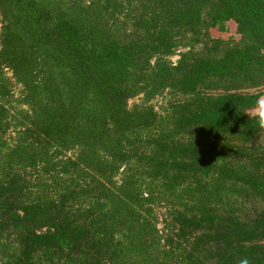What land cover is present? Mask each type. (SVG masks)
Returning a JSON list of instances; mask_svg holds the SVG:
<instances>
[{
	"label": "trees",
	"instance_id": "trees-1",
	"mask_svg": "<svg viewBox=\"0 0 264 264\" xmlns=\"http://www.w3.org/2000/svg\"><path fill=\"white\" fill-rule=\"evenodd\" d=\"M263 95L264 0H0V264H264Z\"/></svg>",
	"mask_w": 264,
	"mask_h": 264
},
{
	"label": "rangeland",
	"instance_id": "rangeland-1",
	"mask_svg": "<svg viewBox=\"0 0 264 264\" xmlns=\"http://www.w3.org/2000/svg\"><path fill=\"white\" fill-rule=\"evenodd\" d=\"M209 36L211 38H218V39H222V40H226L228 38L236 39V37H237L234 34V26L231 23H227L226 24V31L225 32L219 33L216 30H211V31H209ZM176 58H177L176 56H171L169 58V61L173 62V61H175ZM17 90H18V87L13 88L14 94L17 93ZM131 103H138V100H136V99L131 100V101L128 102V105H130ZM163 103H164L163 97H158V98H156L155 100H153L151 102V104L154 105L153 109L155 111L158 109V107L163 105ZM257 112H261L262 114H264V95L262 96V98L258 102V108L256 110L252 111L251 114H257ZM161 213H162V209L158 210L157 211V216L159 217V215Z\"/></svg>",
	"mask_w": 264,
	"mask_h": 264
},
{
	"label": "clouds",
	"instance_id": "clouds-1",
	"mask_svg": "<svg viewBox=\"0 0 264 264\" xmlns=\"http://www.w3.org/2000/svg\"><path fill=\"white\" fill-rule=\"evenodd\" d=\"M255 120L257 127V142H264V114L257 112ZM242 264H247V261H243Z\"/></svg>",
	"mask_w": 264,
	"mask_h": 264
}]
</instances>
